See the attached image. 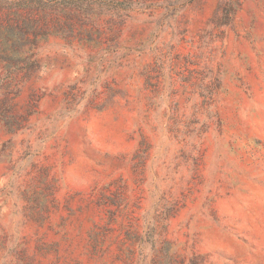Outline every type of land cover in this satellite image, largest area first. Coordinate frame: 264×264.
<instances>
[{
	"label": "rangeland",
	"instance_id": "obj_1",
	"mask_svg": "<svg viewBox=\"0 0 264 264\" xmlns=\"http://www.w3.org/2000/svg\"><path fill=\"white\" fill-rule=\"evenodd\" d=\"M0 264H264V0H0Z\"/></svg>",
	"mask_w": 264,
	"mask_h": 264
}]
</instances>
